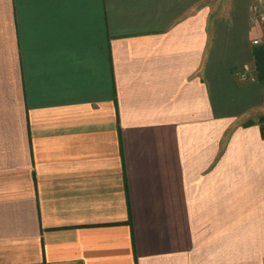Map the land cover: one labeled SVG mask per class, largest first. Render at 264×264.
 <instances>
[{
    "label": "crops",
    "instance_id": "1",
    "mask_svg": "<svg viewBox=\"0 0 264 264\" xmlns=\"http://www.w3.org/2000/svg\"><path fill=\"white\" fill-rule=\"evenodd\" d=\"M255 1L0 0V264L264 263Z\"/></svg>",
    "mask_w": 264,
    "mask_h": 264
},
{
    "label": "trees",
    "instance_id": "2",
    "mask_svg": "<svg viewBox=\"0 0 264 264\" xmlns=\"http://www.w3.org/2000/svg\"><path fill=\"white\" fill-rule=\"evenodd\" d=\"M254 76L264 83V44H255L252 48ZM261 129V135L264 136V116L258 120Z\"/></svg>",
    "mask_w": 264,
    "mask_h": 264
},
{
    "label": "built area",
    "instance_id": "3",
    "mask_svg": "<svg viewBox=\"0 0 264 264\" xmlns=\"http://www.w3.org/2000/svg\"><path fill=\"white\" fill-rule=\"evenodd\" d=\"M255 14V15H254ZM257 14H259L258 15V17H259V19L260 20H263L264 21V14H261V13H259V10H258V7L257 6H253V16H251V20H255V18L257 17L256 15ZM259 41H258V39H254L253 40V44H257ZM248 71H249V68H248V66H243V68H242V73L240 74V77L241 78H247V76H248ZM252 79H253V77H251ZM264 264V263H263Z\"/></svg>",
    "mask_w": 264,
    "mask_h": 264
},
{
    "label": "rangeland",
    "instance_id": "4",
    "mask_svg": "<svg viewBox=\"0 0 264 264\" xmlns=\"http://www.w3.org/2000/svg\"><path fill=\"white\" fill-rule=\"evenodd\" d=\"M254 6H257L258 7V10H259V5H260V3H259V0H256L255 2H254ZM260 13V12H259ZM255 15V14H254ZM258 15L259 14H257L256 16V18H255V20L253 19L252 21H256L254 24H256V25H258V23H259V21H260V19H259V17H258ZM253 16V15H252ZM252 23V22H251ZM260 24H262V23H260ZM261 26V25H260ZM259 34V37H256L257 39H258V43L257 44H264V25L262 24V26H261V28H260V32L258 33ZM255 45V44H254ZM253 45V46H254ZM261 116H264V114L263 115H261ZM260 118V117H259ZM259 118H258V120H259Z\"/></svg>",
    "mask_w": 264,
    "mask_h": 264
}]
</instances>
